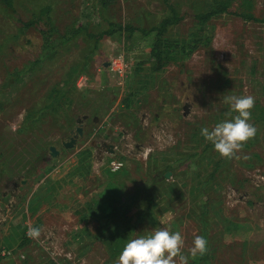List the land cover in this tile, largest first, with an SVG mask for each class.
<instances>
[{
  "label": "rangeland",
  "instance_id": "obj_1",
  "mask_svg": "<svg viewBox=\"0 0 264 264\" xmlns=\"http://www.w3.org/2000/svg\"><path fill=\"white\" fill-rule=\"evenodd\" d=\"M104 1L0 0V264H118L160 228L185 254L207 239L189 264H264V0ZM229 95L255 97L258 131L225 158L200 130L230 119Z\"/></svg>",
  "mask_w": 264,
  "mask_h": 264
},
{
  "label": "clouds",
  "instance_id": "obj_2",
  "mask_svg": "<svg viewBox=\"0 0 264 264\" xmlns=\"http://www.w3.org/2000/svg\"><path fill=\"white\" fill-rule=\"evenodd\" d=\"M224 103L230 110L226 117L214 127H202L201 136L211 142L222 157L232 158L243 145L255 138L257 128L250 121L255 97L252 95L224 97ZM235 113V115H233ZM28 235L38 239L41 235L39 227H30ZM184 237L179 231L160 228L146 236L129 240L123 247L118 264H189L190 259L202 257L209 251L208 241L202 235H196L192 247L184 253Z\"/></svg>",
  "mask_w": 264,
  "mask_h": 264
},
{
  "label": "trees",
  "instance_id": "obj_3",
  "mask_svg": "<svg viewBox=\"0 0 264 264\" xmlns=\"http://www.w3.org/2000/svg\"><path fill=\"white\" fill-rule=\"evenodd\" d=\"M4 3L9 4V0H3ZM104 0H102L101 5L104 4ZM162 3L164 6H166L167 2L165 0H162ZM228 10V3L226 1H220L218 3H216L214 6H212V8L205 13H201V14H197L196 18L197 20L201 21V22H206L207 20H209L212 17L218 16L221 13H224ZM42 14H45L46 11L43 10L41 12ZM169 15H167L165 18H163V20L160 22V24L158 25V27L154 28L152 31L155 32L156 35V42L155 44L152 46L151 50H150V58L151 59H155V69L161 67V64L164 63V61L166 60L164 57H162L160 55V50H159V42H160V38L163 36V34L167 31L169 26H172L176 23L179 22L180 17L177 11H175L172 7H169ZM244 17V15H243ZM246 19H252L254 21H259L258 19L254 18L253 16L249 15L248 17H246ZM37 21H39L38 18H33L31 19L25 26H32L34 25ZM53 27H50L49 25L47 26V31H55L54 29H52ZM129 32L134 31L133 29L131 30V28H128ZM84 32V30H82V28H77L75 30H72V32L69 34L70 37H75L77 36L79 33ZM111 34V31L106 30L105 32H102L98 37L95 38H100L103 35H109ZM89 35V34H88ZM90 36V35H89ZM67 39H69L66 36L62 37V43H65L67 41ZM44 58V53H42L40 55V57L36 60V61H40L43 60ZM110 206L106 207V211L102 217V222L103 225H107L115 216H116V212H117V208H109Z\"/></svg>",
  "mask_w": 264,
  "mask_h": 264
},
{
  "label": "built area",
  "instance_id": "obj_4",
  "mask_svg": "<svg viewBox=\"0 0 264 264\" xmlns=\"http://www.w3.org/2000/svg\"><path fill=\"white\" fill-rule=\"evenodd\" d=\"M111 164L112 165H116V168L118 167L115 162H113ZM9 256H11V251L10 250H7L5 248H3V249L0 250V258L9 257Z\"/></svg>",
  "mask_w": 264,
  "mask_h": 264
},
{
  "label": "water",
  "instance_id": "obj_5",
  "mask_svg": "<svg viewBox=\"0 0 264 264\" xmlns=\"http://www.w3.org/2000/svg\"><path fill=\"white\" fill-rule=\"evenodd\" d=\"M77 132L80 134V130H79V129H77ZM74 141H75V140H74V139H72V140H71V142H69V143L65 144V147H66V148H68V147H71V146H72V144L74 143ZM50 151L52 152V155L56 154V151L54 150V148H53V147H51V148H50ZM165 176H166V177H168V176H169V174H166Z\"/></svg>",
  "mask_w": 264,
  "mask_h": 264
}]
</instances>
